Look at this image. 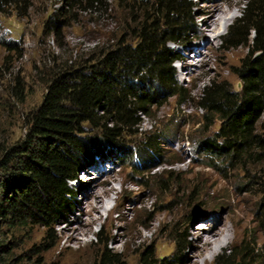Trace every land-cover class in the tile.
<instances>
[{
  "label": "rangeland",
  "instance_id": "rangeland-1",
  "mask_svg": "<svg viewBox=\"0 0 264 264\" xmlns=\"http://www.w3.org/2000/svg\"><path fill=\"white\" fill-rule=\"evenodd\" d=\"M152 1L109 0L98 11L61 16V0H0V148L23 138L25 117L42 101L53 67L78 63L120 39L135 44L140 21L130 17L129 5H139V16ZM188 1L186 40L170 44L179 56L173 67L182 93L171 90L175 94L141 114L123 134L125 150L94 157L79 170L53 239L39 224L0 216V264H97L105 248L121 264H139L147 251L173 264H214L224 248L245 240L260 248L250 264H264V158L229 161L203 148L218 123L198 103L213 79L240 86L234 69L248 48L227 49L222 39L245 0ZM212 3L233 18L210 32L203 22ZM148 136L156 144L145 159L137 146ZM92 190L100 196L97 211L89 206ZM199 222L209 231L202 233ZM227 229L230 239L204 263V241Z\"/></svg>",
  "mask_w": 264,
  "mask_h": 264
},
{
  "label": "trees",
  "instance_id": "trees-1",
  "mask_svg": "<svg viewBox=\"0 0 264 264\" xmlns=\"http://www.w3.org/2000/svg\"><path fill=\"white\" fill-rule=\"evenodd\" d=\"M108 1L61 0L59 13L98 11ZM188 3L153 0L143 4L139 16V5L132 3L130 17L140 21L135 44L120 39L78 63L53 67L42 101L25 117L23 138L0 148V216H9L14 224H39L47 239L55 237V223L69 210L75 192L69 183L79 170L94 157L125 150L123 134L140 115L175 94L171 90L182 93L173 67L179 56L170 44L186 40ZM57 20L49 19L51 27ZM222 40L227 49L246 46L249 52L234 69L238 89L214 79L201 88L198 103L218 123L202 146L229 161L264 158V0H245ZM155 144L154 137H146L137 146L139 155L148 159ZM101 235L99 231L96 238ZM259 251L245 240L236 248H224L214 264H250ZM173 263L147 251L139 264ZM97 264L121 263L105 248Z\"/></svg>",
  "mask_w": 264,
  "mask_h": 264
},
{
  "label": "bare ground",
  "instance_id": "bare-ground-1",
  "mask_svg": "<svg viewBox=\"0 0 264 264\" xmlns=\"http://www.w3.org/2000/svg\"><path fill=\"white\" fill-rule=\"evenodd\" d=\"M209 7L210 8L207 12L208 16L206 17V20L203 22V25L210 32H213L214 27L217 26L218 24L220 26V23L225 24L231 18H233V16L230 15L226 9H224L222 6H219L217 3H212ZM216 15L218 16L217 20H215ZM225 26H226V24H225ZM211 37L214 39L217 37V35L211 36ZM89 196L94 199V204L89 205L91 211H97L99 208V204H100V196L98 195V193L95 190H92L89 193ZM200 223H198V224H200ZM198 229H200V231L202 233L209 231L208 226L203 224V223H201V225L198 226ZM230 236H231V232H229L228 229L226 230L225 233L223 231L217 230L216 232L212 233V235L208 239H206L204 241V245L201 248V254L203 252L208 251L207 255L205 257H203V259H202L204 261V263H205L207 257H212L214 255V252L222 246L224 241L230 239Z\"/></svg>",
  "mask_w": 264,
  "mask_h": 264
},
{
  "label": "water",
  "instance_id": "water-1",
  "mask_svg": "<svg viewBox=\"0 0 264 264\" xmlns=\"http://www.w3.org/2000/svg\"><path fill=\"white\" fill-rule=\"evenodd\" d=\"M200 223V222H199ZM198 225H200V224H198Z\"/></svg>",
  "mask_w": 264,
  "mask_h": 264
}]
</instances>
